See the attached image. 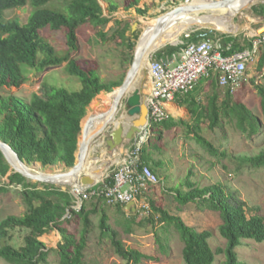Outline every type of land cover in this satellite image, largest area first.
<instances>
[{
    "label": "trees",
    "instance_id": "trees-1",
    "mask_svg": "<svg viewBox=\"0 0 264 264\" xmlns=\"http://www.w3.org/2000/svg\"><path fill=\"white\" fill-rule=\"evenodd\" d=\"M53 1L0 0V90H6L4 93L0 91V140L8 144L28 164L37 162L41 167H47L62 163L65 168H70L76 162L81 121L87 114L89 104L99 93H110L120 84L117 81L104 82L95 69L85 67L71 57V53L78 49L77 30L83 25L92 27L100 37L106 39V32L102 29L111 18L105 15L100 1L63 0L60 6L53 5ZM137 2L138 0H124V8L127 10L135 7L138 13L144 15L145 10L136 7ZM26 5L32 7L26 23L21 24L17 18L6 16L7 11ZM117 8V2L109 0V13ZM251 9L255 15L264 18V3L254 4ZM116 23L120 24L121 21ZM131 26L124 21L116 32L120 43L126 42L133 53L135 43L126 41L129 40L126 33L131 30ZM45 32H49L50 36L46 37ZM215 38L220 39L223 54L241 51L252 45V38L240 34H220L201 29L192 32L190 39H182L183 43L176 46L166 45L154 57L164 55L166 58L162 59L166 60L179 52L188 41ZM228 45L229 49H226ZM130 57L132 59L133 54ZM63 62H66V72L80 82L81 87L78 90L71 91L53 85L44 97L36 93L29 98L18 95L29 71L44 70L50 66H59ZM263 66L264 51L258 62L259 68ZM205 82L213 87V92L204 104L193 101L187 107L192 122L169 117L150 124L148 139L140 152V161L160 175L158 183L163 186L169 182L170 175H162V169L170 170L172 165L171 159H165L162 143L164 133L180 125L186 128V136L194 140L210 157L206 162L211 167L219 163L227 170L228 166L222 163V159L228 158L235 164L234 170L238 172L244 168H264V148L255 155L234 156L227 153V150L220 149L201 133L202 124H206L213 131L216 128L222 129L224 120L247 137L259 134L263 128L258 117L244 103L235 99L228 89L224 92V98L218 101V81L215 73L207 76ZM196 88L197 86L192 92ZM256 89L264 114V87L257 85ZM174 101L177 102L176 98ZM177 104L179 105L178 102ZM155 152L158 153L157 158L153 157ZM9 169L10 165L0 150V176H6ZM193 176V170L189 169L176 185L167 186V191L171 192L179 208L193 203L200 209L217 211L222 220L218 232L225 239V245L214 250L209 242L212 237L210 231H197L180 216L170 214L155 200L149 202L148 221L153 226L161 224L177 232L183 243L182 258L186 264H213L217 255L224 256L218 264H246L240 259L237 248L246 240L264 242V215L259 212L250 213L253 207L247 206L239 198L237 190L226 182L217 181L201 186L192 179ZM8 179L13 184L22 185L23 189L19 193L26 211L22 215L11 214L0 220V259L7 264H46L49 249L40 237L53 229L62 238L57 246L60 264H88L84 260V252L89 240L88 234L93 227L89 215L98 211L101 235L111 240L115 254L123 261L117 264H138L142 259H153L152 256L124 245L118 231L108 222L105 209L110 204L102 196L92 197L97 199L96 203H92V209L87 210L82 204L76 210L73 208L74 196L69 189L64 190L52 184H44L43 188H38L16 172L11 173ZM6 190L5 186H0V191ZM111 206L123 215L124 221L118 223L123 224L125 232H132L134 224H142L136 213L130 211V215L127 214L123 209L124 205ZM73 221L82 222L79 235L64 226ZM15 228L27 230L20 247L11 244L10 232ZM155 238L159 250L167 252L168 246L163 239L157 233Z\"/></svg>",
    "mask_w": 264,
    "mask_h": 264
},
{
    "label": "rangeland",
    "instance_id": "rangeland-1",
    "mask_svg": "<svg viewBox=\"0 0 264 264\" xmlns=\"http://www.w3.org/2000/svg\"><path fill=\"white\" fill-rule=\"evenodd\" d=\"M104 9L105 15L111 18V21L102 29L106 32V39L100 37L97 32L90 26L83 25L77 30V44L78 49L71 53V57L75 58L79 63L85 67L93 68L99 74L101 79L110 83L117 81L122 83L126 72L131 63V55L133 54L127 47V43H120V39L116 30L122 25L124 21L129 22L135 26V31H127L126 35L129 40L136 44L139 35L145 27V23L155 19L158 15L165 13L172 9L178 3H183L185 0H138L136 7L145 10L142 15L137 12L135 7L131 9L124 8V0H111L117 2L118 8L116 11L109 13V0H99ZM63 0H54L53 5L60 6ZM264 3L258 1L255 4ZM47 6V5H46ZM32 7L26 5L22 8L9 10L6 12L8 18H17L21 24L26 23L31 14ZM216 16V14H215ZM213 14V17H215ZM116 21H121L117 24ZM264 18L255 15L251 7H246L238 11L232 19L233 24L237 27L236 33L232 35H242L246 38H252L256 33ZM131 26V27H132ZM214 31L213 29H209ZM216 33L223 32L215 30ZM228 34V33H225ZM230 34V33H229ZM46 37L50 36L49 32H45ZM182 33L179 39L182 41ZM217 35V34H215ZM180 44V43H179ZM165 47V46H164ZM161 47L160 49H162ZM159 49V50H160ZM264 51V45L259 48V52L248 62L246 69V76L242 85L232 93L235 99L240 100L256 115L263 126L262 131L252 137H247L234 128V126L224 120L223 128H216L211 131L206 124H202L201 133L210 141L214 142L220 149L227 150V153L237 156L241 154L255 155L264 148V114L260 107V95L256 89L257 85L264 87V66L258 67L259 59ZM154 55L151 56V58ZM150 58V59H151ZM160 59L166 58L164 55L158 57ZM165 60V59H164ZM167 60V59H166ZM66 62L59 66H50L44 70H31L27 73V80L21 86L20 96L29 98L33 93L44 97L47 90L51 86H58L68 90H78L81 87L77 78L70 76L65 70ZM211 70L209 75H213ZM208 75V76H209ZM207 76L201 77L197 82V88L190 94L182 96L177 95L176 101L179 105L189 107L193 101L196 103L200 101L201 104L207 101V97L212 94L213 87L205 83ZM137 86L146 95L150 89V76L148 68L141 70ZM114 88L113 90H115ZM6 92L5 89L0 90ZM12 91V90H11ZM226 88L218 85V101L224 98ZM111 95L108 92L99 93L89 104L87 111L93 112L98 108L108 107L111 101ZM199 99V100H198ZM181 115V114H180ZM174 118L173 116H170ZM86 117H84L85 119ZM182 118L186 121H191L189 112L183 113L175 119ZM82 119L81 122L84 121ZM186 128L183 125L175 127L170 131L164 133L162 141L164 148L165 159H171L172 165L170 170L162 169L161 174H169L170 180L163 184H154L145 191L143 196L149 203L150 200H155L162 205L170 214L178 215L189 226L201 232L208 230L212 233L209 238L211 247L215 250L217 247L225 245L219 232L218 227L222 223L220 215L217 211L210 209H200L193 203H189L183 207H178L174 201L171 192L167 191V186L176 185L181 176H185L189 169L194 172L193 180L203 186L217 181L226 182L229 186L235 188L239 198L246 202L247 206L253 207L250 213H260L264 215V168L250 169L244 168L242 171H235V164L229 161L228 158L222 159V163L228 166L225 170L221 164L210 166L206 162L210 157L203 151V149L192 139L186 136ZM204 158H202V157ZM153 157L157 158L158 153L155 152ZM35 163V162H34ZM38 164V163H37ZM45 173H56L67 168L62 163H57L53 166L39 167ZM13 173L10 168L6 176H0V186H5L6 191H0V220L8 215H22L26 211V206L22 202L20 191L23 189L21 184H13L8 179V176ZM156 174V173H155ZM160 178L159 174H156ZM173 179H171L172 177ZM27 179V178H26ZM27 182L37 185L38 188H43V182H38L32 179H27ZM61 189H71L68 184H52ZM99 184L93 185L92 188H98ZM97 199L91 198L84 201L83 205L87 210L93 208L92 203H96ZM108 216V222L112 228L118 231L119 238L126 247L137 249L138 251L152 256L153 259H142L138 264H186L182 258L183 243L180 240L177 232L171 227H163L161 224L153 226L147 219L146 215L136 213L137 217L142 220L141 225L134 224L133 231L125 232L123 224L118 221H124L123 215L119 213L114 206H108L105 209ZM127 214L130 213L127 211ZM99 211L89 215L92 220L93 227L88 234L89 240L85 248L84 260L88 264H117L123 261L114 252V247L111 240L107 236L101 235L99 223ZM70 232L79 235L82 228V222H72L64 225ZM11 244L15 247H20L23 244L24 236L27 234L26 229L15 228L11 230ZM155 233L163 239L167 244V252L159 250L156 242ZM61 235L56 230H50L40 237V240L46 244L49 249L46 264H60L59 255L57 253L58 243L61 241ZM240 259L246 264H264V242H257L254 240H246L244 244L237 248ZM224 258L223 255H217L213 264H218ZM0 264H7L0 259Z\"/></svg>",
    "mask_w": 264,
    "mask_h": 264
},
{
    "label": "water",
    "instance_id": "water-1",
    "mask_svg": "<svg viewBox=\"0 0 264 264\" xmlns=\"http://www.w3.org/2000/svg\"><path fill=\"white\" fill-rule=\"evenodd\" d=\"M232 1L235 0H196V2L185 0L183 3H178L172 9L158 15L154 24L144 27L139 35L130 66L122 83L109 93L112 97L111 104L103 112L89 116L85 125L81 123L75 164L58 173H45L43 171L37 173L32 169L33 166H37V162L26 163L8 144L0 140V150L13 172L19 173L27 179L46 184L78 185L83 191L98 184L102 175L112 166V161L121 147L132 141L138 133L149 125L146 99L137 86L141 70L147 69L145 62H149L151 56L161 47L166 45L176 46L181 43L179 35L185 30L195 31L209 28L214 31L235 34L236 30L222 31L212 26H198L192 24L190 20L194 14L200 17L208 16L213 12V9L225 6ZM258 1L264 2V0H254L247 7H251ZM185 15H187L186 18ZM175 17L179 18L175 21L179 25L176 31H180L176 41H170L158 47L159 43L169 37L168 24ZM137 24L132 26V32L135 31ZM99 120L102 121V125L90 135V130L95 127L94 122ZM101 147H104V149L101 150ZM89 153L91 158L86 168L83 169ZM38 164L40 165V163ZM90 168L91 171H87ZM67 178L71 182L63 181ZM123 209L125 211H136L133 202L124 205Z\"/></svg>",
    "mask_w": 264,
    "mask_h": 264
},
{
    "label": "built area",
    "instance_id": "built-area-1",
    "mask_svg": "<svg viewBox=\"0 0 264 264\" xmlns=\"http://www.w3.org/2000/svg\"><path fill=\"white\" fill-rule=\"evenodd\" d=\"M192 32L194 30H185L181 35L182 39H190ZM251 44L250 48L223 54L219 38L201 39L188 41L172 56L173 59L152 57L148 62L150 89L145 97L149 125L134 137L126 157L115 161V165L102 175L98 188L90 187L83 191L78 185L71 186L73 208L79 210L85 200L102 196L110 205L133 202L136 207L133 213L147 216L150 205L143 194L150 186L158 183V177L148 166L141 163L140 152L148 139L151 122L173 116L166 107L167 103L174 102L177 95L192 92L198 80L208 76L211 70L217 75L218 85L234 93L245 79L248 62L264 45V21L252 37ZM226 49H229V45ZM108 179L110 181L106 182Z\"/></svg>",
    "mask_w": 264,
    "mask_h": 264
},
{
    "label": "bare ground",
    "instance_id": "bare-ground-1",
    "mask_svg": "<svg viewBox=\"0 0 264 264\" xmlns=\"http://www.w3.org/2000/svg\"><path fill=\"white\" fill-rule=\"evenodd\" d=\"M196 2V0H194ZM254 0H235L232 1L228 4H226L225 6H222L220 8H216L213 9V12L208 15V16H197L196 14L192 15L191 17V23L192 24H196L198 26H203V25H207V26H212L216 29L222 30V31H235L237 30V27L233 24L232 19L233 16L241 9L246 8L251 2H253ZM213 14L215 17H213ZM185 18L187 17V15L184 16ZM183 17V19H184ZM176 19L178 20V17H175V19L171 20L170 23L168 24V33H170L169 37L164 39L161 43L158 44V47L170 42V41H174L177 39V36L179 34L180 31H176L178 28V24L175 22ZM182 20V18H181ZM155 22V19L150 20L149 22L145 23V27L146 26H151L153 25ZM146 67H149L148 62L146 61ZM172 105H169V110L170 112H172L173 114H176L177 116H179L181 114V111L179 110H173L174 108H170ZM99 123H101L99 121ZM98 123V124H99ZM98 128V127H97ZM89 162H85L83 168L88 164ZM37 166H33V170L35 172H40L41 170L39 169L40 165L36 164ZM87 171H91V168L88 169ZM58 173V172H56ZM63 181H67V182H71V180H69V178L67 179H63Z\"/></svg>",
    "mask_w": 264,
    "mask_h": 264
},
{
    "label": "crops",
    "instance_id": "crops-1",
    "mask_svg": "<svg viewBox=\"0 0 264 264\" xmlns=\"http://www.w3.org/2000/svg\"><path fill=\"white\" fill-rule=\"evenodd\" d=\"M176 54V53H175ZM175 54H173V55H175ZM172 55V56H173ZM172 56L170 57V58H168L169 60L170 59H173L172 58ZM167 59V60H168ZM205 83H207V82H205ZM218 84V83H217ZM199 100V99H198ZM112 101V100H111ZM111 101H110V103L109 104H111ZM175 103V104H174ZM174 103L172 102V103H167V108L169 109V105H172L170 108H174L173 110H179V111H181V115H183V113H185V112H188V110H187V108L186 107H184V106H182V105H178L177 104V102H175L174 101ZM107 108V107H106ZM106 108H98V109H96V111H93V112H88L87 111V114L84 116V117H86L85 119H84V121L83 122H81L82 123V125H85V122L87 121V118L89 117V116H91L92 114H98V113H101V112H103ZM170 111V110H169ZM172 113V112H171ZM172 115H173V117L175 118H177V117H179V116H181V115H179V116H177L176 114H173L172 113ZM100 121V120H99ZM99 121H95L94 122V129H91L90 130V132H89V134L90 135H92L93 134V132L96 130V129H98L101 125H102V121H100L101 123H99ZM99 123V124H98ZM129 123V122H128ZM98 127V128H97ZM131 143H132V141H130V142H128V143H125L122 147H121V149L118 151V153L115 155V158L113 159V164H112V166H110V168L111 167H113V165H115V161H119V160H122L123 158H125L126 157V155H127V152H128V150H129V147L131 146ZM104 149V147H101V150H103ZM110 157V156H109ZM91 158V156H90V153H89V155H88V157H87V160H86V163L87 162H89V159ZM84 168H86V166L84 167ZM83 168V169H84Z\"/></svg>",
    "mask_w": 264,
    "mask_h": 264
}]
</instances>
